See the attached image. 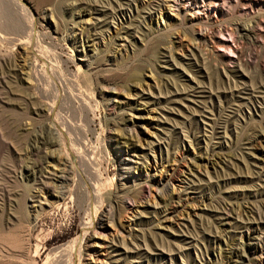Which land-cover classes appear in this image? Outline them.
I'll return each instance as SVG.
<instances>
[{
	"label": "rangeland",
	"instance_id": "1",
	"mask_svg": "<svg viewBox=\"0 0 264 264\" xmlns=\"http://www.w3.org/2000/svg\"><path fill=\"white\" fill-rule=\"evenodd\" d=\"M197 1L0 0V264H264V0Z\"/></svg>",
	"mask_w": 264,
	"mask_h": 264
},
{
	"label": "bare ground",
	"instance_id": "2",
	"mask_svg": "<svg viewBox=\"0 0 264 264\" xmlns=\"http://www.w3.org/2000/svg\"><path fill=\"white\" fill-rule=\"evenodd\" d=\"M173 2H179V0H173ZM18 3V2H17ZM197 3H198V1L197 0H184V6L186 5V7H184L183 6V4L181 3V6L183 7V8H185V9H189L191 6H197ZM8 4V3H7ZM142 4V3H141ZM179 4H180V2H179ZM135 5V4H134ZM5 6V5H4ZM19 6V5H18ZM169 6H177L178 7V5H169ZM3 7V6H2ZM16 9V8H15ZM94 10V9H93ZM85 11V10H84ZM78 12V11H77ZM80 12V11H79ZM27 14H28V12H27ZM79 14V13H78ZM31 17V16H30ZM144 20V19H143ZM27 21H29V20H27ZM73 21V20H72ZM1 22V21H0ZM18 23V22H17ZM29 24V23H28ZM10 27V26H9ZM253 27V26H252ZM56 28V27H55ZM84 28V27H83ZM14 29V28H13ZM80 29H82V28H80ZM253 30V29H252ZM31 31V30H30ZM20 32V31H19ZM32 32V31H31ZM32 34V33H31ZM87 35V34H86ZM2 37V36H1ZM34 37H35V35H34ZM86 37H88V35L86 36ZM21 41V40H20ZM28 42V41H27ZM84 50V49H83ZM85 54V53H84ZM203 55V54H202ZM237 56V58H238V62H239V60H240V58H239V55H236ZM30 70V69H29ZM29 70H27L26 71V75H27V77H29L30 78V72H29ZM33 75V74H32ZM41 75H45V73L44 74H41ZM47 75V74H46ZM39 78V77H38ZM37 78V79H38ZM52 78V77H51ZM224 79V78H223ZM37 81V80H36ZM234 82V81H233ZM86 83V82H85ZM234 84V83H233ZM236 86V85H235ZM88 88V87H87ZM184 90V89H183ZM55 91H56V89H55ZM161 95V94H160ZM54 96L55 97H57V95L56 94H54ZM61 96V95H60ZM111 96L113 97V98H118V96L117 95H114V94H111ZM177 98V97H176ZM50 103V102H49ZM53 104V103H52ZM53 107H54V105H50L48 108H47V110L49 111V112H52L53 111ZM114 107V106H113ZM84 109V108H83ZM44 113V112H43ZM50 114V113H49ZM36 117V116H35ZM31 118V117H30ZM60 118V120H59V122H58V124H56V123H54L53 125H54V134L57 136V137H59V139H61V141L62 140H64V138L65 137H67V139H68V134L70 133L69 132V129H70V127H71V123H69V122H71V121H69L68 119H66V118H61V117H59ZM59 125V126H58ZM134 126V125H133ZM53 127V126H52ZM131 130V129H130ZM71 131V130H70ZM73 132V131H72ZM71 138V137H70ZM164 138V137H163ZM58 139V140H59ZM54 140V139H53ZM70 141H72L71 139H70ZM147 143H149V146H148V148H151L152 146H151V144H152V142H147ZM153 144H155L154 142H153ZM148 145V144H147ZM64 146V145H63ZM60 147V146H59ZM62 149V148H61ZM151 151V150H150ZM139 152H140V154H144V151L141 149V148H139ZM160 152V151H159ZM57 156H59V155H57ZM75 156V155H74ZM55 158V157H54ZM147 158V157H146ZM145 158V159H146ZM56 159V161H61V158L59 159L58 157L57 158H55ZM74 159H75V157H72V158H70L69 157V155H67V157L65 158V159H63L62 161H63V163L62 164H60L61 165V174L60 175H58V176H56L55 177V180H54V182L52 183L55 187H57L58 185H60V184H65L67 181H68V176H67V173H68V171L70 170L69 169V166H70V163H71V161H74ZM80 159V158H79ZM152 159H153V161H154V155L152 156ZM125 160V159H124ZM126 162H125V164H128L129 165V167H130V163H129V161H127V160H125ZM91 162V161H90ZM73 164V163H72ZM55 165H58V164H55ZM96 171V170H95ZM127 172V171H126ZM44 183V182H43ZM49 183V182H48ZM50 184V183H49ZM58 184V185H57ZM46 186V185H45ZM160 192V191H159ZM97 194V193H96ZM97 195H99V194H97ZM164 193L162 192V190H161V192H160V194H159V198H160V200H161V202H159V203H163L164 201H166L165 199H164ZM112 205V204H111ZM112 217H114L113 216V214H112V212H110V210L109 211H106L105 212V218L108 220V221H110L111 219H113ZM260 230V229H259ZM258 230V228L257 227H254V226H252V225H248L247 227H246V229H245V231H242L241 233H240V238L244 241L243 243H244V245L243 244H241V246H239V251L240 252H237V257L239 258V259H242L243 258V256L244 255H246V253H247V249L245 248L246 246H248V248H249V250H251L252 252H260V253H262L263 251H264V236H263V234H261L260 233V231ZM80 239V238H79ZM246 241V242H245ZM74 242V241H73ZM123 243V242H122ZM68 245V244H67ZM123 245V244H122ZM134 245V244H133ZM132 245V246H133ZM124 246V245H123ZM136 246V245H135ZM138 246V245H137ZM146 246V245H145ZM70 247V246H69ZM78 248H79V246H78ZM80 249V248H79ZM125 249L126 250H129V249H131L130 247L128 248V246H125ZM183 249V248H182ZM62 250V249H61ZM126 250H121L120 248H115V252L117 251H121L122 253L121 254H124V252H126ZM163 250V249H162ZM63 251V250H62ZM67 252V251H66ZM171 252H173V251H171ZM67 254H68V252H67ZM70 254V253H69ZM68 254V255H69ZM166 255H168V254H165L164 255V253L161 251V252H159V256H161L163 259L164 258H167V256ZM170 255H168V258L170 259ZM70 262V261H69Z\"/></svg>",
	"mask_w": 264,
	"mask_h": 264
}]
</instances>
